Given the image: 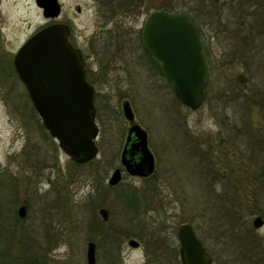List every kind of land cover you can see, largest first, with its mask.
<instances>
[{
    "label": "rangeland",
    "instance_id": "1",
    "mask_svg": "<svg viewBox=\"0 0 264 264\" xmlns=\"http://www.w3.org/2000/svg\"><path fill=\"white\" fill-rule=\"evenodd\" d=\"M168 1L138 0L135 10L111 18L106 0H59L62 12L56 22L68 24L77 37L92 72L99 109V155L92 164L77 165L43 127L13 66L27 40L55 21L44 18L35 0H0V202L4 205L0 222L19 230L25 226L42 245L35 244V257L43 256L45 264H87L90 242L96 245L97 264H181L171 252L159 256L147 249L148 245L156 249L155 240L149 239L156 233L179 250L177 232L184 223L192 224L213 264H240L231 255L235 247L223 238L215 208L220 195L227 193L226 183L204 176L208 162L219 165L222 174L233 170L234 177H241L237 192L243 202L242 221L264 252V227H253L260 214L249 210L261 185L251 177L253 164L241 158L238 145L247 151V158L253 151L246 146L247 139L240 141L236 135L242 136L241 129L249 127L245 121L264 128V51L232 62L234 39L224 29L240 23V17L248 24L252 9L236 13L232 0L215 6L191 0L209 55L206 102L194 111L177 100L145 59L144 22ZM240 73L250 80L246 87L235 80ZM257 94L261 99L249 110L243 99ZM126 101L135 122L149 134L156 171L145 180L124 174L118 186L110 187L130 128L122 111ZM229 164L231 169L226 168ZM134 193L143 201L141 212L126 203ZM21 206L27 207L25 219L17 214ZM102 209L109 213L107 222L99 214ZM130 240L139 248L130 247Z\"/></svg>",
    "mask_w": 264,
    "mask_h": 264
},
{
    "label": "water",
    "instance_id": "2",
    "mask_svg": "<svg viewBox=\"0 0 264 264\" xmlns=\"http://www.w3.org/2000/svg\"><path fill=\"white\" fill-rule=\"evenodd\" d=\"M36 5L43 9L46 19L60 17L58 0H36ZM70 34L71 30L65 24H52L41 29L18 51L14 67L45 129L73 162L84 165L96 159L99 153L95 89L87 80L81 51L69 41ZM142 39L151 63L171 85L177 100L191 110H199L206 100L209 73L199 30L187 12H153L145 20ZM235 80L242 87L250 82L242 73ZM122 111L130 129L121 165L131 177L149 178L155 171V158L148 145V132L135 122L128 101L123 103ZM132 137L135 138L133 143ZM136 155H139L138 160H133L131 157ZM122 178V170L117 168L108 183L116 187ZM17 214L25 219L27 207L21 206ZM99 214L108 221L107 210L102 209ZM253 227H264L261 216L253 220ZM178 240L181 264H213L191 224L179 226ZM129 245L134 249L140 246L135 240H130ZM86 257L87 264H96L93 242L87 246Z\"/></svg>",
    "mask_w": 264,
    "mask_h": 264
},
{
    "label": "trees",
    "instance_id": "3",
    "mask_svg": "<svg viewBox=\"0 0 264 264\" xmlns=\"http://www.w3.org/2000/svg\"><path fill=\"white\" fill-rule=\"evenodd\" d=\"M137 1L138 0H106V4L109 5V11H113L110 14L111 18H116L119 12L125 13L127 10H135V8L139 6ZM194 1L196 2V0H193V2ZM206 1H209L214 6L219 3V1L215 0ZM231 3L236 7V11L234 12L246 13L249 12L248 9H252L249 13L253 16V19L248 24L245 22L243 17H240V23L236 22L231 24L230 27L228 25L224 26L226 34L230 35V38L234 39L232 52H230V59L235 63L243 59V57L252 59L249 57L248 53H258L260 50L264 51V0H232ZM157 10H162L169 13L186 10L192 22L199 28L200 39L202 45L205 46V39L203 38L204 35L202 34V26L200 25L199 20H197L193 14L195 10L193 7H191V0H170L166 2V4H163V6L157 8ZM205 14H207V10L200 12L199 16L202 17V15ZM216 16L218 17L217 14ZM212 19L213 18L210 17V23H212ZM204 55L208 62L209 55L206 51H204ZM259 96L260 94H257L254 97L245 96L243 101L247 104L249 110L251 109L252 105L258 103V98L259 100L261 99ZM237 99L239 100L241 98L237 96ZM261 103H264V100H262ZM97 110L99 113V109ZM247 122L249 127L246 129H241L242 136L239 135V133L236 135L240 141L247 139L248 144H246V146L248 149L253 151V154H250L253 157L247 158V151L240 149V145H238V149L241 152V158H244L250 164H253L251 177L253 175L254 181L261 185L260 192H258L259 195L255 194L253 198L254 200L251 202V206L249 208L250 213H258L264 217V133H262L264 132V128H254L249 121H245L244 124L246 125ZM202 160L207 161L205 157ZM89 164H92V162ZM204 167L206 169L203 171V174L205 177H208V180L211 178L212 181L219 180L222 183H226L223 186L225 192L227 193H225L224 196L220 195L219 200L215 203V208L219 211L217 213L218 221L220 222L219 229L222 231V235L224 236L223 238L227 240L230 246H233L236 249L234 253L231 252V255L234 256V260L236 262H240V264H264V252L261 247V242L253 235V230L248 226L246 227L242 221L243 202L239 196V193L237 192V182H241V177H234L233 170H229V172L222 174V169H220L218 165L214 163L208 162L204 165ZM226 168L231 169L232 165L230 164ZM130 195L131 197L130 199H127L126 203L129 206H134L141 212V208H144L143 201L139 200L137 194L135 193ZM3 206V203L0 202V215L3 213ZM16 221L20 222L17 218ZM14 226L15 225H12L11 228H8L5 221L0 222V264H45L43 256L37 258L35 257V255H38V250L35 248V244H37L39 247H42V245L30 235L28 229H26L25 226H23L24 228H20V230L16 229ZM128 236L129 234H126V237ZM149 239H152V241L155 240L154 245L156 248L153 250L151 247H149L150 245H148L147 250L149 253L162 256L163 253L165 254L167 252H171L173 258L176 260L179 259L178 248L171 246V243H165V240L162 236L155 233L149 235ZM48 243L51 244V241ZM46 246L49 249L50 245L48 244ZM44 251L46 253V250ZM155 258L157 261L158 256ZM113 262L114 258L111 257V263Z\"/></svg>",
    "mask_w": 264,
    "mask_h": 264
},
{
    "label": "flooded vegetation",
    "instance_id": "4",
    "mask_svg": "<svg viewBox=\"0 0 264 264\" xmlns=\"http://www.w3.org/2000/svg\"><path fill=\"white\" fill-rule=\"evenodd\" d=\"M52 23H55V22H52ZM63 23V22H62ZM70 42L72 43V45L75 47V48H78V49H80L81 50V48L79 47V42H78V40H77V37L75 36V34H74V32L72 31L71 32V35H70ZM82 51V50H81ZM145 53V59H146V61H147V65H148V67L149 68H151L152 70L154 69L155 71H156V68L151 64V62H150V60H149V58H148V55H147V53L146 52H144ZM82 54H83V51H82ZM83 57H84V61H85V65H86V69H87V76H88V80L89 81H91L92 82V80H91V76H92V72H91V70L89 69V67H88V65H87V60H86V58H85V56H84V54H83ZM157 72V71H156ZM128 131H129V129H128ZM128 131H127V133H128ZM135 141V138L134 137H132V140H131V143H133ZM133 160H138V158H139V155H136V156H134V157H131ZM224 165V164H223ZM230 165V164H229ZM228 165V166H229ZM224 166H226V165H224ZM218 167H219V165H218ZM200 239V238H199ZM201 240V239H200ZM201 242L203 243V245H204V247L206 248V251L208 252V254L211 256V254H210V252L208 251V248L206 247V245H205V243L201 240ZM211 258H212V256H211ZM212 260H213V258H212Z\"/></svg>",
    "mask_w": 264,
    "mask_h": 264
}]
</instances>
